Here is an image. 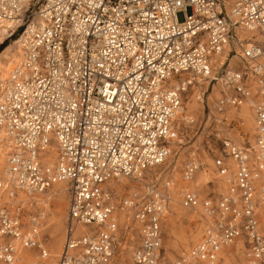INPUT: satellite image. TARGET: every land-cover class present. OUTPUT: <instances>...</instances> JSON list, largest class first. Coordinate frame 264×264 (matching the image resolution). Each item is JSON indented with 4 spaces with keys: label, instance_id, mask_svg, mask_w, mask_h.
Wrapping results in <instances>:
<instances>
[{
    "label": "built area",
    "instance_id": "1",
    "mask_svg": "<svg viewBox=\"0 0 264 264\" xmlns=\"http://www.w3.org/2000/svg\"><path fill=\"white\" fill-rule=\"evenodd\" d=\"M236 26L259 40H239ZM12 40L20 58L0 77V129L11 146L0 173V264H47L46 209L33 198L61 183L68 206L55 264H111L121 214L137 230L129 264H217L221 254L229 264H264V0H0V48ZM227 48L225 67L237 56L242 68L219 75ZM215 86L213 110L248 109L252 133L240 143L215 135L224 185L216 195L190 187L202 168L191 154L179 203L202 230L170 261L167 186L119 198L113 185L164 165L181 146L189 93L204 103Z\"/></svg>",
    "mask_w": 264,
    "mask_h": 264
},
{
    "label": "rangeland",
    "instance_id": "2",
    "mask_svg": "<svg viewBox=\"0 0 264 264\" xmlns=\"http://www.w3.org/2000/svg\"><path fill=\"white\" fill-rule=\"evenodd\" d=\"M230 62L229 63L231 65L229 66L231 68H234L236 66H238V69L242 68V66L238 64V59L236 57H234L233 59L231 58ZM226 68L227 67L222 68L218 74H223ZM203 90H205V88H203ZM220 92V86H215L213 91H208V93L205 94L204 103H201V106H198L197 110L193 111L190 114H185V108L188 106V103H192L190 97L195 93L197 94L198 90L196 89L194 92L189 93L190 95H188L187 100L184 101V110L182 115H185V119H189V121L192 120L194 121V123L188 126L187 122L185 121L186 123H183V125L180 127L179 141L181 142V146L173 145L174 152L171 153V156L169 157L167 162L160 167L153 168L150 171L144 173L141 178L142 181H138L139 179H128L122 181V183L118 187L119 198L130 197L133 193L139 195L140 198H148V195H145L146 188L151 187L153 191L158 190L160 192H165V184L167 182H171V188L167 186L170 196L169 198L171 200L173 198L172 194L173 192H175V196L179 200L178 194L182 187L181 174L184 165L190 159L191 154H195L202 165V168H200L201 171L196 174L193 181L196 182L199 176H204L207 179L206 183L203 182L198 189H194L195 192H197L201 197H204L207 194L216 195L220 193V186L215 181V178L216 176L218 177V175L213 167V158L214 156L219 155L220 148L219 144L215 140V135H220L224 131H228L230 137L237 143H240L241 137L243 135H248V130L250 129V127H247L246 121L244 119L243 121L237 122V119H239L237 118L239 111L227 110L223 114H216L215 110H213L212 108L214 103L213 100L220 98ZM207 99L210 107V112L205 104ZM221 119H225L226 122L222 123L220 121ZM214 120L221 123L216 124ZM232 120L236 121L237 124L232 128H227L228 124H230ZM47 200L48 207L46 212L45 227L47 226L48 219L50 218H52V220H56L57 218H59L62 224V230L58 231L59 233L55 232V235L56 233L58 234L55 236V238H50V234L53 233L52 228L45 229L42 232L46 247L48 250H50V248L54 246L57 240L60 241L61 247L63 246L64 227L67 218L68 195L65 192V195L60 198L58 206H56L55 201L50 197H47ZM170 200L164 214L162 232L165 255L168 260L173 261L181 257L184 253L188 252L191 245L199 240L200 235L195 242L192 238L197 233L196 231L200 225V219L197 217L190 218V214L192 212L190 210L183 209L180 204L175 205L177 208V212H172L173 205L172 201ZM121 223L122 232H120L119 236L120 249L111 264H129L130 251L137 240V230L131 219L129 220L128 217L124 215V219ZM85 228H87V230L90 229V227ZM187 240L188 242H186ZM184 243L187 247L184 245ZM24 254L34 255V252L25 251Z\"/></svg>",
    "mask_w": 264,
    "mask_h": 264
},
{
    "label": "bare ground",
    "instance_id": "3",
    "mask_svg": "<svg viewBox=\"0 0 264 264\" xmlns=\"http://www.w3.org/2000/svg\"><path fill=\"white\" fill-rule=\"evenodd\" d=\"M235 32L237 33L238 35V38L239 40H244V39H251L252 37H255L254 40H259V36L256 34V33H249L245 30H243L241 27H238L236 26L235 27ZM227 53H228V48L226 49L224 55H220L218 58H217V61H219L222 65L221 68H219L220 70L222 68H224L226 65H225V61L227 60L226 57H227ZM20 51H19V48H18V42L16 40H12L9 42V44H7L1 51H0V77L2 78H5L9 72V70L11 69L12 67V64L13 62H16L19 60L20 58ZM19 55V56H18ZM237 56H233L232 59ZM232 61V60H231ZM231 63V62H230ZM229 63V65H231ZM227 66V71H229L231 69L230 66ZM236 66V65H235ZM237 67V66H236ZM220 70H218L216 73H219ZM200 82V85L202 84H205V86L207 85V83H202L201 81H198ZM202 93H195L194 95H192L190 98L192 100V103H188V106L185 108L186 111H185V114L187 113H192L193 111L197 110V107L198 106H201V103H203V100H202V97H201ZM189 98V99H190ZM194 99V100H193ZM210 100V99H209ZM216 100H213V106H216ZM188 108V110H187ZM184 110V109H183ZM228 111H239V114L237 116V118L241 119L243 121V119L246 121V124H247V127H250V129L248 130V133H252V126H253V123H252V117H251V114L249 112L248 109L246 108H242L240 110H228ZM216 114H218L216 112ZM229 115V114H228ZM182 122L179 123V128L183 125V123L185 124L187 122V125L190 126V122L192 120L189 121V119H185V115H182ZM186 121V122H185ZM10 143L5 135V133L0 129V173L3 172L4 168H5V165H6V158L9 154V152L11 151L10 148ZM201 169H199L197 171L200 172ZM196 173V174H197ZM216 175V174H215ZM196 176V175H195ZM195 178V177H194ZM194 180V179H193ZM192 180V182H190V187L192 189H198L199 186L204 182L206 183L207 179L204 177V176H199L198 179L196 180V182H194ZM138 181H142V179H139ZM215 181L218 183V185L220 186V189L219 191H223L224 189V185L222 184V182L219 180V177L216 176L215 178ZM171 182H167L165 185L168 186L169 188H171ZM146 185V184H145ZM119 185L118 184H114L113 185V188L116 189L118 191V188ZM145 195H150L152 193V188L151 187H148L145 189ZM202 190V189H201ZM65 192L67 193V187L65 184L61 183V184H57L55 185L51 190H49L48 192H46L45 194L41 195V196H35L33 198V200L37 203V206L41 207H45L46 209V212H47V207H48V200H47V197H50L52 200L55 201L56 203V206H58V202L60 200V198L65 195ZM50 193V194H49ZM135 194V193H133ZM132 194V195H133ZM131 195V196H132ZM175 192H173L172 194V199L169 200L172 201V212H177V208L175 205H179V200L177 199V197L175 196ZM20 199H25L22 195L19 196ZM50 200V199H49ZM50 207V206H49ZM168 207V206H167ZM184 209V208H183ZM187 210V209H186ZM166 211V210H165ZM171 212V213H172ZM187 212V211H186ZM192 213L190 214V218H199V215H197L196 213H194L193 211H191ZM165 214V213H164ZM185 214V213H184ZM123 215V216H122ZM124 215L126 214H121L120 216V221L122 222L123 219H124ZM185 219V218H184ZM125 221V220H124ZM200 221V220H199ZM169 225H170V220H169ZM61 222L59 220V218H57L56 220H52V218L48 219V223H47V226L43 228V231L45 229H48V228H52L53 229V233L50 234V238H55L56 235H58L56 233L55 235V232H58L61 229ZM202 228V223L200 221V225L199 227L197 228V233L193 236V240L194 242L197 241V238L198 236L200 235L201 233V229ZM79 230H87V228L85 227H78L77 228V231ZM59 233V232H58ZM171 235V234H170ZM172 237V236H171ZM172 240V239H171ZM186 240V239H185ZM173 241V240H172ZM174 242V241H173ZM188 242V240L186 241ZM184 245L186 246V244L184 243ZM189 245V244H188ZM187 247V246H186ZM185 247V249H186ZM49 251V258L45 261V263L47 264H55L57 259L59 258L60 254H61V251H62V247H61V244H60V241L57 240V242L54 244V246L52 248H50ZM220 257L223 259V260H219L217 264H229V261L227 260L226 256H224V254H221ZM240 258H242V255L239 256ZM172 259V258H171ZM241 260V259H240Z\"/></svg>",
    "mask_w": 264,
    "mask_h": 264
},
{
    "label": "trees",
    "instance_id": "4",
    "mask_svg": "<svg viewBox=\"0 0 264 264\" xmlns=\"http://www.w3.org/2000/svg\"><path fill=\"white\" fill-rule=\"evenodd\" d=\"M3 48H4V47H1V48H0V51H1Z\"/></svg>",
    "mask_w": 264,
    "mask_h": 264
}]
</instances>
